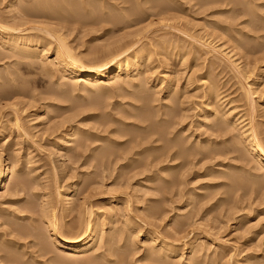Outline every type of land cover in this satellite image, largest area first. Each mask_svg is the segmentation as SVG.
<instances>
[{"label": "rangeland", "instance_id": "rangeland-1", "mask_svg": "<svg viewBox=\"0 0 264 264\" xmlns=\"http://www.w3.org/2000/svg\"><path fill=\"white\" fill-rule=\"evenodd\" d=\"M11 1H17L20 9L23 6L31 8L32 1L36 2L0 0V23L27 27V30L37 22L41 26L48 23L62 26L60 33H64L69 47L86 64L110 59L109 54L106 56V48L119 38H136L138 42L134 48L143 46L144 52L151 54L152 51L151 55L149 52L145 55H150L151 60L147 58L150 63L141 60V74L136 75L143 82L149 77L148 87L143 84L144 90L159 99L152 102L150 110L154 112L160 106L168 111L164 104L172 99L175 105L170 107V113L174 112L188 127L187 131L180 133L184 137H178L186 139L192 134L185 140L187 143L193 144L197 140L196 145L205 147L212 143L210 149L219 153L174 160L165 158L161 154L162 148L156 145L168 144L166 127L170 122H163L167 125L162 126L166 128L164 134L163 128L156 127L160 116L153 115L149 121L160 129L163 138L158 140L161 136L156 137V133L151 141L142 139L147 142L143 145L133 144L137 135H143V126L147 124L139 123L136 117L133 119L129 115L130 112L136 114L138 108L134 105H141L140 101L132 100L141 91L129 86L122 91L115 90L111 88L113 79L108 80V77L100 78V83L107 85L112 92L108 88L97 91L93 82L84 84L82 80H74L77 81L75 84L55 65L56 42L53 37H46L34 29L25 30L22 36L27 41L38 40L35 52L39 57L27 60L0 46V153L11 168L5 185L0 188V237L15 240V244L0 246L7 247L8 251L14 248L20 260L28 264H78V261L79 264H91L84 258L90 256L92 250L84 256L77 255L74 258L77 262L60 255L63 263L57 254L59 259L54 255L56 249L50 242L47 241L45 246L49 245L51 251H41L39 248L45 246L40 239L45 237L44 240H48V233L52 232L44 222L38 221L40 230H33L32 234L37 232L34 236L29 232L20 236L21 233L16 232L17 227L29 228L33 224L30 217H34V212L28 206L49 199L47 201L51 204L55 203L52 205L58 226L62 223L58 232L64 234L76 235L81 230V226L78 227L80 217H88L89 210L93 216L99 212L95 216L101 220L102 229L107 232L111 227L108 237L112 243L110 248L113 246L111 253L126 252L124 258L129 264H150L146 255L154 252V248L163 242L182 246L185 240L184 251L166 257V264H264V184L262 187L256 185L261 181L264 168L259 166L237 135L241 130H249L264 148V0H239L241 4L237 5L226 4V0H91L94 5L99 2L96 5L99 13L95 12L94 5L87 4V11L93 8L88 15H77L69 13L64 4L66 9H60V4V14L52 20L45 14L51 10L57 12V5L45 12L39 6L40 11L36 9L32 15H24L19 9L18 12L10 11L8 5ZM53 1L57 3V0L50 2ZM49 3L47 5L55 2ZM161 6L164 7L162 11ZM117 12L125 13L123 18L118 17ZM81 15L84 16L79 17ZM219 25L228 30L222 31ZM15 31H11L12 34L23 33ZM208 45L217 47L219 53L211 52ZM225 47L233 55L232 59L238 61V66L243 67V74L225 58L222 52ZM168 50L173 56L166 65L163 58H167L164 52ZM169 73L176 77L171 82L167 78ZM247 89L252 92L251 96ZM63 90L64 97L61 96ZM204 109L213 112L206 127L198 124ZM71 116L76 117L74 121ZM67 120L71 122L67 123ZM215 121L228 125L224 134H217V130L211 128L216 126ZM58 122L64 124L60 127ZM71 123L81 129V135L73 136L77 137L78 144L70 142L72 151L69 150L68 154L63 149L55 150L53 139L64 129H70ZM56 124L59 127L55 130L52 127ZM130 141L133 142L132 153L128 150L132 146ZM148 146L154 147L144 151L143 148ZM103 149L113 152L100 162L96 159L100 158L98 154ZM168 165H172L171 169L166 168ZM75 183L77 186L73 189ZM35 192L41 194L38 200ZM109 213L112 215L107 216ZM191 242L196 248H189ZM56 252L60 253L59 250ZM63 252L70 255L68 251Z\"/></svg>", "mask_w": 264, "mask_h": 264}, {"label": "bare ground", "instance_id": "bare-ground-1", "mask_svg": "<svg viewBox=\"0 0 264 264\" xmlns=\"http://www.w3.org/2000/svg\"><path fill=\"white\" fill-rule=\"evenodd\" d=\"M32 1V0H31ZM46 1V2H45ZM51 1V0H50ZM50 1H48V0H36V2L35 1H32V3H33V7H29L28 6V8H23V7H26V6H23V7H21L22 9H20V8H18V6L19 5H17V1H11V3H10V5H8L9 6V8L11 9L10 11H12V10H17V12L19 11V12H21L22 14H24V15H32V11H36V9H38V7L40 6V7H43L44 8V12L46 11V10H51V9H53L54 8V6L55 5H57V8H58V6L61 4V8L60 9H68V11H69V13H71V12H74V13H76L77 15L79 14H85V13H87V15H88V13L90 12L89 10H91V9H93V8H95V12L96 13H99V11H96V5H97V3H99V2H96V5H94L93 4V2L94 1H91V0H89V1H85V0H57V3H56V1H53V2H55V3H51ZM80 1V2H79ZM91 1V2H90ZM221 1V0H220ZM223 1H225V0H223ZM223 1H221V2H223ZM50 2L52 5H47L48 3ZM218 2H219V0H218ZM226 4H228V3H231V5H237V4H241L240 2H239V0H226ZM249 2H251V1H249ZM248 2V3H249ZM254 2V1H253ZM46 3V4H45ZM49 3V4H50ZM156 3V2H155ZM154 3V4H155ZM19 4V3H18ZM62 4H64V6H66V8L62 5ZM90 4V5H94L93 6V8H90L88 11H87V9H88V7H87V9H86V6H88V5ZM100 4H101V8H102V3L100 2ZM105 4V3H104ZM103 4V6H105ZM152 4V3H151ZM259 4V3H258ZM28 5H30L31 6V4H28ZM89 5V6H90ZM112 5V4H111ZM156 5H157V3H156ZM155 5V6H156ZM7 6V7H8ZM152 6H154L153 4H152ZM20 7V6H19ZM45 7H46V9H45ZM62 7H64V8H62ZM92 7V6H91ZM97 7H100V6H97ZM105 7H107V4H106V6ZM104 7V8H105ZM112 7V6H111ZM137 7L139 8V6L137 5ZM157 7H159V6H157ZM234 7V6H233ZM247 7H249V6H247ZM254 8H255V6H253ZM48 8V9H47ZM57 8H56V10H57ZM109 8V7H108ZM160 8V7H159ZM164 8V7H163ZM162 6H161V11H162ZM232 8V7H231ZM251 8V7H250ZM261 8V7H260ZM264 8V7H263ZM8 9V8H7ZM19 9V10H18ZM32 9V10H31ZM55 9V8H54ZM59 9V8H58ZM60 9L56 12L55 10H51V13H46L45 14V16L48 18V19H51L52 20V18H57V14L59 13V11H60ZM107 9V8H106ZM249 8H247V10H248ZM252 9V8H251ZM39 10V9H38ZM41 10H43V9H41ZM110 10V8L108 9V11ZM142 10V9H141ZM160 10V9H159ZM40 11V10H39ZM39 11H37V12H39ZM112 11H114V9L112 10ZM139 11H140V9H139ZM143 11V10H142ZM249 11V10H248ZM36 12V13H37ZM42 12V11H41ZM95 12H93L94 14H96ZM109 12H111V11H109ZM138 12V11H137ZM240 12V11H239ZM9 13V12H8ZM36 13H33V15L34 14H36ZM40 13V12H39ZM93 13H90V15L91 16H93L92 14ZM108 13V12H107ZM114 13V12H113ZM118 13V12H117ZM123 13V12H122ZM118 13L119 14V16L118 17H120L121 16V18H123V16H124V14L125 13ZM60 14V13H59ZM109 14V13H108ZM107 14V15H108ZM140 14V13H139ZM41 15V14H40ZM111 15V14H110ZM14 16V15H13ZM35 16V15H34ZM36 16H37V14H36ZM82 16H84V15H81V16H79V17H82ZM253 16V15H252ZM86 17H88V16H86ZM260 17V16H259ZM25 18V17H24ZM116 18V17H115ZM255 18V17H254ZM110 20H111V18H109ZM119 19V18H118ZM118 19H116V20H118ZM20 20V19H19ZM11 21V20H10ZM112 21H113V18H112ZM115 21V20H114ZM1 22V21H0ZM9 22V21H8ZM12 23V22H11ZM32 23H34V22H32ZM39 22H37V23H35V25H33L32 27H30L29 28V30L31 29V30H35L36 32H42V34H45L46 35V37H47V35H49L50 37H53V39H54V41L56 42V44H55V46H54V48L56 47V54H55V58H54V62H55V65H58V67L60 68V71L63 73V75L64 76H67V77H70V79H73L72 81L74 82V80H82V82L85 84V83H87V82H93L95 85H96V88L98 89L97 91H101L102 92V90H106L108 87H107V85L105 86V85H103V83H100L101 81H102V79H101V81H100V78H105V77H108V80H109V78L110 79H113L112 81H113V85H112V87L111 88H115V90H120V91H122L123 89H126L127 88V86H129V87H132L133 89L135 88V89H138V91L140 90L141 92L138 94V92H137V95H134V97L135 98H133V96H132V100H137L138 102L140 101L141 102V105H139L138 107H136V105H134L135 106V108H138L137 109V111H136V114H133V113H129V115L130 116H132V118L134 119V117H136V119L138 120V122L139 123H146L147 122V124H145L144 126H143V129H144V133H143V135H141V136H138L137 134L138 133H136V135H137V137L138 138H136L134 141V143L133 142H131V145L132 146H130V149L128 148V150H131V153H132V147H133V144H138V145H141L140 143H142V145H143V143H145V142H143L145 139L147 140V141H151V137L153 136L154 137V135L156 134V137H159L158 136V134L159 133H161V135H162V132H163V130L164 129H166V128H168V134L170 135V137H169V135L167 136L166 135V137H168L169 139H167L169 142H167L168 144L166 145V142H164V144H162L161 146H158V145H156V147H158V148H162V150H161V154H162V156H165V158H169V160L170 159H176V158H184V157H192V156H196V155H214V154H216V153H219V151L217 150H215V149H210V147H211V145H212V143L211 144H209V143H207V144H209V145H207L206 147L205 146H202V145H196V142H197V140H194V141H196L195 143H193L192 144V142H190V143H187V141H185V140H187V138L189 137V139H190V137H191V135L192 134H189V136L187 137V136H185V137H187L186 139H180L178 136L179 135H181L180 133H181V131H187V129H188V127L186 128V126L185 125H183L182 124V122H183V120H180L181 118L179 117H176V115L174 114V112H173V114H171L170 113V107H172L173 108V105H175V104H172V102H174L172 99H171V103L170 102H168V103H165L164 105V109H166V108H168V111L166 110H163V109H160V106H159V108L157 107V109L153 112V111H151L150 109H151V104H152V102H154V101H156L157 100V97L155 98L154 96L155 95H152L149 91L148 92H145V90H144V86H143V84H145V87H148L147 86V82H148V80H149V77H148V79L147 80H145L144 79V82L143 81H141L140 80V78H139V80L137 79L138 77H136V75L138 76L139 74H141V71H140V69H139V66H140V63H141V60H142V62H143V60H151L150 59V55L152 54V51H151V54H150V52H149V56H147V57H145V55H146V53L148 54V52H144V50L145 49H141V48H143V46L142 47H140V48H134L135 47V44H137V42H138V40H136V38L135 39H129V40H122V39H124V37L123 38H119V40H117V41H115L114 42V45H112V44H110L107 48H106V53H107V55L106 56H108V54H109V56L108 57H110V59H106V60H100V61H93V62H90V63H83L82 62V60L79 58V57H77L76 56V54H74V52L72 51V49L69 47V45H68V43L66 42V40L64 39V37H63V34H61L60 33V28H63L62 26H53L52 25V23H48V25L47 26H45V25H43V26H41L40 25V23L38 24ZM17 24V23H16ZM17 25H15V26H8L7 24L6 25H4L3 23H0V46L1 47H3V48H5V49H9V51H11L12 53H16L15 55L16 56H18L19 54L20 55H22L23 56V58L24 59H27V60H29V58H37V57H39V54L38 53H36L35 52V50H36V47H37V39H36V41L35 42H33L32 40V42L30 41V40H28L27 41V39L25 38V37H23L22 35L24 34V32H25V30H27V27H25V28H19V26L18 27H16ZM219 26H221V25H219ZM227 26V25H226ZM218 28V27H217ZM221 29H222V31H224V32H226L228 29H225V28H223L222 26H221ZM15 30H18V31H23V33H21V35L20 34H16V35H14V34H12V32L11 31H15ZM29 30H27L26 32H28ZM226 30V31H225ZM15 32H17V31H15ZM25 32V33H26ZM19 33V32H18ZM230 34V33H229ZM225 35V34H224ZM48 36V37H49ZM229 38V37H228ZM232 38V37H231ZM39 40H40V38H39ZM48 40V39H47ZM134 40H136V41H134ZM236 40V39H235ZM238 40V39H237ZM236 40V41H237ZM50 41V40H49ZM227 42V41H226ZM141 45H144V44H141ZM164 45V44H163ZM145 46V45H144ZM209 46V49H210V51L211 52H214V53H217L219 50H218V48L217 47H215V46H211V45H208ZM163 47H165V45L163 46ZM227 47V46H226ZM226 47H225V49H222V52L224 53V55H225V58L228 60V62H230L231 64L230 65H232L238 72H241L242 74H243V70L241 69V67H239L238 66V64L239 63H237L238 61H235V60H233L232 58H233V55L232 54H230V50H226ZM134 48V49H133ZM167 48V47H166ZM170 48V47H169ZM146 49H148L149 50V48H147L146 47ZM143 50V51H142ZM170 50V49H169ZM169 50H168V52H164V55H166L167 56V58L166 57H164V55H162L163 57V59H166L165 60V62H166V65H168V60H171L172 58H170V56H173L172 54L170 55V53L172 52L173 53V51H171L170 50V53H169ZM5 51V50H4ZM8 51V52H9ZM147 51V50H146ZM232 51V50H231ZM160 52V51H159ZM161 53V52H160ZM219 53V52H218ZM176 54V53H175ZM220 54H221V52H220ZM2 55H4V54H2ZM10 55V54H9ZM22 56H19V57H21V59L23 60V58H22ZM0 57H2L1 55H0ZM12 57V56H11ZM14 57V56H13ZM153 57V56H152ZM148 58V59H147ZM170 58V59H169ZM20 59V58H19ZM148 60V61H149ZM147 61V62H148ZM223 61V60H222ZM27 62V61H26ZM170 62V61H169ZM148 63H150V62H148ZM147 63V64H148ZM142 65V64H141ZM143 65H144V63H143ZM145 67H146V64L144 65ZM170 66V65H169ZM232 67V68H233ZM147 69H148V66L146 67ZM169 68V67H168ZM243 68V67H242ZM144 70H145V72H146V69L144 68ZM144 70H143V73H144ZM136 71V73H134ZM170 71V70H169ZM6 72V71H5ZM8 72V71H7ZM173 72V71H172ZM177 72V71H176ZM237 72V73H238ZM245 72V71H244ZM49 73V72H48ZM143 73H142V75H143ZM173 74V73H172ZM172 74H170L169 73V75L167 76V78H168V81H170L171 82V80H172V78L173 77H175V76H173ZM7 75V74H6ZM145 75V74H144ZM143 75V76H144ZM175 75H177V74H175ZM236 75V74H235ZM146 76V75H145ZM144 76V77H145ZM237 76V75H236ZM0 77H2L1 75H0ZM191 77V76H190ZM238 77V76H237ZM244 77V76H243ZM176 78V77H175ZM1 80V79H0ZM108 80L106 81V82H108ZM239 80V79H238ZM76 81V82H77ZM241 81V80H240ZM72 82V83H73ZM76 82H74L75 84H76ZM104 82V81H103ZM105 82V83H106ZM74 84V85H75ZM249 84V83H248ZM169 85V84H168ZM68 86V85H67ZM72 86H73V84H72ZM88 86V85H87ZM91 86V85H90ZM59 87V86H58ZM66 87V86H65ZM74 87V86H73ZM85 87V86H84ZM92 87V86H91ZM250 87V86H249ZM70 88V87H69ZM212 88H214V87H212ZM253 88V87H252ZM63 89V88H62ZM81 89V88H80ZM86 89V88H85ZM95 89V88H94ZM108 89H110V88H108ZM107 89V90H108ZM129 89V88H128ZM242 89L243 90H245L243 87H242ZM60 90H61V88H60ZM89 90V89H88ZM91 90V89H90ZM111 90V89H110ZM250 90V89H249ZM248 89H247V92H248V94L251 96V93H250V91H249ZM66 91V90H65ZM114 91V90H113ZM246 91V90H245ZM252 91V90H251ZM254 91V90H253ZM61 92V91H60ZM108 93H110V92H112V90L109 92V91H107ZM62 93L63 94H61V96H63L64 95V90L62 91ZM216 93V92H215ZM246 93V92H245ZM107 94V93H106ZM109 95V94H108ZM60 96V97H61ZM64 96H66V95H64ZM63 96V97H64ZM217 96V95H216ZM244 96H245V94H244ZM250 96H249V98H250ZM253 96V95H252ZM212 97V96H211ZM207 98L209 99L210 98V96H209V94L207 95ZM248 99V98H247ZM159 100V99H158ZM157 100V101H158ZM249 101L251 100V98L250 99H248ZM88 101V100H87ZM94 102V101H93ZM209 102V101H208ZM134 103H137V102H135L134 101ZM155 103V102H154ZM89 105V104H88ZM91 105H92V103H91ZM95 105V104H94ZM132 105V106H133ZM206 105H207V103H206ZM205 105V106H206ZM132 106H131V108H132ZM133 106V107H134ZM177 106V105H176ZM134 110V109H133ZM132 110V112H134ZM219 110V109H218ZM215 111V110H214ZM221 111V110H220ZM128 112H129V110H128ZM135 113V112H134ZM154 113V114H153ZM213 112L212 111H206L205 109H204V111L201 113V115L199 116V119L198 120H200L201 122H199L198 124H199V126L201 125V126H203V127H206V125L205 124H207L206 122L207 121H210V120H208L209 119V117H210V115L212 114ZM223 113V112H222ZM220 114V113H219ZM227 114V113H226ZM151 115H153V116H160V117H158L160 120L159 121H156V124H157V122H158V124H157V126L156 127H161L160 129H162L163 127H166L164 124H167V123H165V122H170L169 123V126L168 127H166V128H163L162 129V132L160 131V129L158 128H156L155 127V124L153 125L152 124V122H150L149 120H151ZM182 115V114H181ZM218 115V114H217ZM216 115V116H217ZM224 115V114H223ZM228 115V114H227ZM75 116H76V114H75ZM75 116H71L72 118H71V120H73L74 121V119L76 118ZM185 116V115H184ZM212 116V115H211ZM222 116V115H221ZM225 116V115H224ZM226 117V116H225ZM74 118V119H73ZM183 118V117H182ZM219 117H216V119H218ZM153 119V118H152ZM156 119V118H155ZM220 120V119H219ZM224 120H225V118H224ZM224 120H223V122H224ZM135 121V120H134ZM148 121L151 123H149L148 124ZM155 121V120H154ZM65 122H66V120H65ZM71 122V121H70ZM69 122V120H67V123H70ZM163 122H164V124H163ZM223 122H214L215 124L214 125H216L215 127H211L213 130H217V131H215L217 134H218V132L219 133H225L226 131H227V126L223 123ZM227 122H229L228 120H227ZM59 123V122H58ZM63 124H64V122H62ZM62 123H59V124H61V125H59L60 127L63 125ZM75 123V122H74ZM160 123H162L161 125H159ZM54 124V123H53ZM72 124V123H71ZM76 124V123H75ZM141 124V125H142ZM209 124V123H208ZM249 124V123H248ZM69 125V124H68ZM73 125V124H72ZM135 125H137V124H135ZM153 125V126H152ZM205 125V126H204ZM213 125V126H214ZM53 126V125H52ZM57 124L56 125H54L52 128H54L55 129V127L56 128H58L59 127ZM138 126V125H137ZM139 126H140V124H139ZM163 126V127H162ZM68 127V126H67ZM141 127V126H140ZM139 127V128H140ZM231 127V126H230ZM135 128V127H134ZM61 129V128H60ZM142 129V128H141ZM207 129H208V127H207ZM247 129V128H246ZM250 129V128H249ZM56 130V129H55ZM54 130V131H55ZM228 130H229V128H228ZM241 130V129H240ZM57 131H58V129H57ZM131 131H133L132 129H131ZM137 131V130H136ZM135 131V132H136ZM142 131V130H141ZM166 131V130H165ZM163 132L164 134L166 133V132ZM129 132V131H128ZM134 132V133H135ZM124 133V132H123ZM222 133H221V135H222ZM54 134V133H53ZM141 134V133H140ZM74 135H81V129H79L78 127H77V125H73V126H71L70 127V129H69V127H68V129L66 128V129H64V131H62V133L60 132V135L56 138V137H53V138H56L55 140L53 139V148L55 149V150H57V151H59L60 149H63V150H65V151H67V154H68V151L69 150H71L72 151V146H71V143L70 142H72V141H74V142H76L77 140H76V138H73V136ZM132 135V134H131ZM160 135V134H159ZM160 135V136H161ZM172 135V136H171ZM238 135V137L240 138V140H241V142H243L244 144H245V146H246V149L248 150V152L255 158V160L258 162V164H259V166L260 167H262V169L264 168V148L261 146V143L256 139H254L253 138V134L251 133V132H249V130H241V131H239V133L237 134ZM165 136V135H164ZM182 136V135H181ZM217 136V135H216ZM219 136V135H218ZM136 137V136H135ZM182 137H184V135L182 136ZM163 137L161 136V138H157L158 140H161ZM142 139H144L143 141H142ZM157 139H155L154 141H156L157 142ZM166 139V138H165ZM166 140V141H167ZM79 141V140H78ZM81 142V141H80ZM80 142H79V144H80ZM111 142H112V140H111ZM82 144H83V142H81ZM133 143V144H132ZM147 143V142H146ZM151 143V142H150ZM217 143V142H216ZM78 143L76 142V145H77ZM86 144V143H85ZM154 144V143H153ZM201 144V143H200ZM137 145V146H138ZM165 145V146H164ZM137 146H135V148L137 147ZM83 147V146H82ZM154 147V146H153ZM153 147H145V148H143L144 149V151L145 150H147L148 148H153ZM110 148V147H109ZM127 148V147H126ZM138 148H139V146H138ZM157 148V149H158ZM213 148V147H212ZM142 149V150H143ZM141 150V149H140ZM156 150V149H155ZM74 151V150H73ZM111 150H104L103 149V151L102 152H100L99 154H98V158L99 159H96V160H103V158L105 159L107 156H109V154L111 153L112 154V152H110ZM1 152V151H0ZM110 152V153H109ZM115 152V151H114ZM125 152V151H124ZM138 152H140V151H138ZM69 153H70V151H69ZM75 153V152H74ZM77 153V152H76ZM126 153V152H125ZM2 153H0V188H2L4 185H5V181H6V179H7V176H8V173H9V171L11 170V168H10V166H8L7 165V162H5L6 160H4L3 158H2V155H1ZM110 154V155H111ZM127 154H130V153H127ZM134 154V153H133ZM160 154V155H161ZM14 155V154H13ZM70 156H71V154H69ZM77 155V154H76ZM79 155V154H78ZM158 155V154H157ZM16 157H17V154L15 155ZM69 156V157H70ZM15 157V158H16ZM74 157H75V154H74ZM76 157H79V156H76ZM97 156H94V158H96ZM110 157V156H109ZM92 158V157H91ZM122 158V157H121ZM18 160V159H17ZM77 160V159H76ZM100 160V162H102ZM253 160V159H252ZM14 161V160H13ZM116 161V160H115ZM16 162V161H15ZM99 162V163H100ZM255 162V161H254ZM256 162V163H257ZM99 163H97V164H99ZM106 163V162H105ZM13 164V163H12ZM142 164V163H141ZM10 165V164H9ZM140 165V164H139ZM138 165V166H139ZM66 166V165H65ZM124 167V166H123ZM141 167V166H140ZM140 167H138V169H140ZM171 167H172V165L171 166H167L166 168H169V169H171ZM174 167V166H173ZM10 168V169H9ZM101 168V167H100ZM165 168V167H164ZM165 168V169H166ZM122 169V168H121ZM124 169V168H123ZM164 169V170H165ZM262 169H260V170H262ZM114 170V169H113ZM105 171V170H104ZM16 172V171H15ZM16 173H18V171L16 172ZM257 175V174H256ZM253 176H255V175H253ZM263 176H264V174L261 176V178H260V180L261 181H258V182H256V185L257 186H261V185H263L264 184V178H263ZM36 179H37V177H35ZM228 178V177H227ZM233 178V177H232ZM237 178V177H236ZM39 179V178H38ZM233 180V179H232ZM36 181H38V180H36ZM237 181V180H236ZM250 181V180H249ZM248 181V182H249ZM247 182V183H248ZM20 183V182H19ZM38 183V182H37ZM231 183H232V181H231ZM246 183V182H245ZM246 183V184H247ZM250 183V182H249ZM240 184V183H239ZM241 185V184H240ZM243 185V184H242ZM250 185H252V184H250ZM249 185V186H250ZM73 186V185H72ZM71 186V187H72ZM77 186V183H75L74 184V186H73V189H75V187ZM248 186V185H247ZM71 187H70V189H71ZM262 187V186H261ZM78 189V188H77ZM37 190V189H36ZM20 191V190H19ZM72 191V190H71ZM40 193V192H39ZM39 193H34V195L36 196V199L38 200V198L39 197H41V194H39ZM47 193V192H46ZM38 197V198H37ZM69 197H72V196H69ZM47 198H48V196H47ZM53 199V198H52ZM70 199V198H69ZM72 199V198H71ZM47 200H49V199H47ZM47 200H41L36 206H28V207H30L29 208V210H31L32 212H34V217H30V222H33V224H31V226L28 228V227H25V228H18L17 227V230L18 231H16L18 234H20V236L22 235V233H25V232H27V235H28V232L29 233H31L32 234V232H33V230L35 231H37L38 229H39V226H38V221H41V222H44V224H46V226H48L51 230H52V232L51 233H48V240H44L45 239V237H44V239H40V241L41 240H43V242L42 243H44L43 245L45 246V244H48L47 243V241L48 242H50V244H52L55 248L54 249H56V250H59L60 251V253L59 252H56L55 253V251L56 250H54L53 251V253H54V255L55 254H57L59 257H60V255L61 256H64V258L63 259H65V258H69V260L71 259V261L73 260L74 262L76 261V260H74V258L76 259V257H77V255H79L80 256V254H81V256L83 255H85L88 251H90V250H92V254L90 255V256H87L86 255V258H84V261H86V262H90L91 264H129V262L127 263L126 261H125V256L127 255L126 254V252H123V253H120L118 250V254L114 251L113 253H111V248H113V246L110 248V245H112V243L110 244V240H108V237H109V234L111 233V227H109V229H108V231L106 232L105 230H103L102 229V224L100 223V221H99V218L98 217H96L95 215H99V212H95V215L93 216L92 215V211L91 210H86L87 212H89V213H87L89 216L88 217H80L81 219H79L78 221V227H80L81 228V230L79 231V232H76L75 234L76 235H70V234H64V233H62V232H58V231H60V225L62 224H60L59 226H58V224H59V221H58V218L56 217V214H55V207L53 206V205H55V203H50L51 201H47ZM73 202V201H72ZM73 204V203H72ZM68 205V204H67ZM82 205V204H81ZM80 205V206H81ZM59 209H60V207H59ZM81 210H82V208H80ZM80 209H78V210H80ZM86 209H90V208H86ZM84 210V209H83ZM79 213H81V211L79 212ZM78 213V214H79ZM112 213V212H111ZM111 213H109L107 216H111L112 214ZM84 214V213H83ZM81 215V214H80ZM22 218V217H21ZM78 218V217H77ZM77 220V219H76ZM37 221V222H36ZM40 223V222H39ZM110 224V223H109ZM112 225V224H111ZM113 227V226H112ZM14 229H12L11 230V232L13 231ZM20 230V231H19ZM40 230V229H39ZM78 230H79V228H78ZM69 231H70V229H69ZM35 234L37 233V232H34ZM32 234L33 236L35 235V234ZM39 233V232H38ZM16 234V233H15ZM14 234V237L16 236ZM26 234V233H25ZM43 234V233H42ZM74 234V233H73ZM10 235V234H9ZM30 235V234H29ZM70 235V236H69ZM2 236V235H1ZM39 236L41 237V235L39 234ZM38 236V237H39ZM43 236V235H42ZM19 236H17L16 238H18ZM39 237V238H40ZM183 237V236H182ZM187 237V236H186ZM16 238H14V239H16ZM21 238V237H20ZM35 238V237H34ZM38 238V239H39ZM184 238V237H183ZM19 239V238H18ZM187 239V238H186ZM9 240V239H8ZM2 240L1 239V237H0V245L2 244H15V240L13 241V240ZM116 240V239H115ZM185 240V239H184ZM39 241V242H40ZM175 241H176V239H175ZM186 241L187 240H185V243H183L182 244V246L180 245V246H175V245H171V244H169V243H167V242H163V244L161 245V246H159L158 248H154V249H156L154 252H152L151 254H149V255H146V257H147V259L152 263V264H166L165 263V258L166 257H168L169 255H173V254H175V253H177V252H181L182 253V250L184 251V246H187L186 245ZM112 242V241H111ZM184 242V241H183ZM38 243V242H37ZM42 245V244H41ZM122 245V244H121ZM124 245V244H123ZM123 245L121 246V247H123ZM49 246V245H48ZM48 246H45V247H47L48 248ZM53 246H52V248H53ZM188 246H189V248H191V249H194V248H196L194 245H193V242H191V243H189L188 244ZM9 247V246H8ZM13 247V246H12ZM45 247H41V248H39L41 251H43V252H49V251H51V249L50 248H45ZM50 247V246H49ZM119 247V246H118ZM6 248L7 247H5V249L3 248V247H1L0 246V251H3L2 252V254L3 255H1L0 256V262L1 261H3L4 262V264H28V263H26L25 261H24V263L20 260V255H16V253L13 251V250H15L14 248H11V250H9L8 251V249L6 250ZM47 249V250H46ZM50 249V250H49ZM118 249H120V247L118 248ZM198 249V248H197ZM113 250H116V248H114ZM63 251H68V253L70 254V255H68L67 253H64ZM123 251H125V250H123ZM128 252V251H127ZM150 253V252H149ZM57 255H55L56 257H58ZM130 255V254H129ZM19 256V257H18ZM55 256H53V258L55 257ZM59 257H58V259H59ZM71 257H73V259L71 258ZM129 257V256H128ZM146 257H145V255H144V258L146 259ZM170 257V256H169ZM61 258V257H60ZM80 258V257H79ZM56 260H58L57 258H55ZM61 260V262L63 261L62 260V258L60 259ZM68 260V259H67ZM80 260V259H79ZM71 261H69V262H71ZM82 261V260H81ZM145 261V260H144ZM57 262V261H56ZM60 262V261H59ZM73 262V263H74ZM77 262V261H76ZM126 262V263H125ZM63 263V262H62ZM65 263V262H64ZM72 263V262H71ZM78 264H79V261L77 262ZM148 263V262H147ZM150 263V264H151ZM173 263H175V262H173ZM29 264H31V263H29ZM67 264V263H66ZM84 264H85V262H84Z\"/></svg>", "mask_w": 264, "mask_h": 264}]
</instances>
